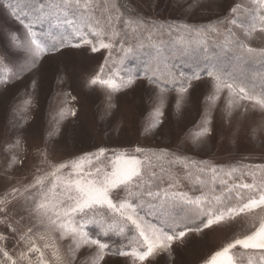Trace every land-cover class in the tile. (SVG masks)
<instances>
[{
	"label": "snow or ice",
	"instance_id": "obj_1",
	"mask_svg": "<svg viewBox=\"0 0 264 264\" xmlns=\"http://www.w3.org/2000/svg\"><path fill=\"white\" fill-rule=\"evenodd\" d=\"M165 3L180 10V24L134 17L120 0H9L23 32L10 31L5 38L25 63L10 69L8 55L0 53V73L11 72L0 76V104L13 113L0 123V159L6 165L0 172V264H186L179 251L190 234L233 225L239 231L199 256L197 264H264V164L224 171L185 155L202 151L215 134L216 112L230 130L238 125L234 138L259 140L264 151V0H152L153 14ZM197 15L208 23L189 22ZM54 24H67L71 32L57 40L36 31ZM70 50L98 64L103 59L99 71L79 78V87L89 94L96 85L107 89L106 115L119 112L113 93L135 92L138 82L151 86L145 92L153 117L140 125L141 135L159 134L170 114L182 118L186 107L197 104L191 126L197 131L185 129L183 136L191 147L174 152L157 146L150 153L139 146L98 147L78 149L79 155L64 152L70 158L57 160L53 137L67 117H78L80 97L64 91L55 128L44 127L32 113L40 111L45 62ZM166 51L179 53L190 72L170 65ZM139 56L148 57L143 75L124 71L125 61ZM256 64L259 70L249 71ZM56 76L63 89L67 78L59 69ZM22 78L24 95L18 102L15 95L9 99L12 82ZM34 136L39 143H29ZM30 156L31 178L13 183L11 172L29 165ZM175 165L182 166V175L173 177ZM88 225L96 231H87Z\"/></svg>",
	"mask_w": 264,
	"mask_h": 264
},
{
	"label": "rangeland",
	"instance_id": "obj_2",
	"mask_svg": "<svg viewBox=\"0 0 264 264\" xmlns=\"http://www.w3.org/2000/svg\"><path fill=\"white\" fill-rule=\"evenodd\" d=\"M133 9L142 16H147L149 20L157 19L158 23L176 22L180 24L182 21L177 19L181 17V12L178 8L167 3L162 4L158 13L153 14L152 0H125ZM191 2V0H188ZM201 3H209L211 0H200ZM223 2V0H216ZM186 6V5H185ZM206 11V10H201ZM194 24H207L208 20L201 15H197L191 21ZM16 30L18 33L23 32L22 26L15 20L9 7V0H0V53L8 55L9 68L13 66L16 70L23 67L25 60L22 55L16 54L15 49H11L5 34ZM8 49L12 54H8L5 50ZM107 55V52L104 53ZM102 58H99V64H103ZM99 64L95 59H86L84 54L78 50H70L65 56L58 59L45 62L41 71L44 80L43 92L40 99V111L33 112L32 115L38 123H42L44 127L55 128L57 117V104L63 98L64 91L72 90L74 95L80 97V102L77 105L79 115L76 118L67 117L60 125V134L53 137L58 141L56 159H68L70 156H63L64 152L72 153L84 150L94 152L98 147L106 149H116L118 151H127L139 146L145 149L146 152L157 151V146L166 147L169 151L181 152L186 148L191 147V144H185L183 136L184 130L188 129L195 135L197 129L192 128V124L198 119V105L193 103L186 107L182 118H176L170 114L168 125L160 129L157 135H141L140 125L146 124L152 119L153 113L147 103L145 90H150L146 81L138 82V87L135 92L129 89H124L121 92L113 93V100L119 104V112L112 116L106 115V100L103 95L107 89L104 86L96 85V91L88 93L86 90L79 87V78L85 73L99 71ZM59 69L60 77L67 78V83L63 85V89L58 87V79L56 76ZM11 75V72L0 73V76ZM28 73L24 74L27 77ZM122 75V74H121ZM23 78L21 81H13L10 86V96L19 98L24 95ZM71 85V89H69ZM19 89V91H17ZM226 95V93H225ZM175 93L170 96L171 107L169 112L175 110ZM45 97L52 99L46 100ZM118 98V100H117ZM51 103L52 107L49 108ZM12 109L4 104H0V123H6L12 118ZM217 119L215 121V134L206 138V143L203 144L202 151H187V155L191 160L204 161L211 164L217 169L228 171L231 167L243 168L251 165L264 164V151L260 148V141H251L245 138L243 134L239 138H234L232 131L236 125L234 123L233 130H230L226 124L219 119V112L215 113ZM29 143H39L38 137H33ZM34 152V149H30ZM32 163L31 156L29 157V165L19 168L17 171H12V182L17 180L24 181L31 178L30 168ZM168 168L167 163L163 165ZM6 168L3 160L0 159V172ZM182 166L175 165L171 169L173 177L177 174L182 175ZM238 174V173H237ZM208 179L211 177L209 175ZM0 183H3L0 178ZM187 190V189H183ZM88 225L86 230L91 231ZM207 235L190 234L186 238V246H181L179 254L186 261V264H197L198 257L208 254L210 249H215L217 246H222L225 242V236L231 235L233 231H239V225H233L231 230L222 227L214 226L211 230H205Z\"/></svg>",
	"mask_w": 264,
	"mask_h": 264
},
{
	"label": "trees",
	"instance_id": "obj_3",
	"mask_svg": "<svg viewBox=\"0 0 264 264\" xmlns=\"http://www.w3.org/2000/svg\"><path fill=\"white\" fill-rule=\"evenodd\" d=\"M120 3L125 5V8L128 12V14L137 15L138 13L133 9V7L128 4L125 0H120ZM27 11V9H25ZM139 16H142L138 14ZM143 17V16H142ZM159 24V23H158ZM164 24H174L176 25V22H164ZM36 31L40 32L43 31L45 33H52L53 36L56 37L57 40L60 39L61 36H67L68 33L71 32V28L67 24H54L53 26L49 27L48 25L44 26H37ZM45 42L48 41L47 37L44 38ZM164 55L167 57V62L170 65L176 66L177 70L184 71V72H190V67L186 65L185 63H182L183 58L179 56V53H176L175 55L172 54L171 51H166ZM148 60L147 56H139V57H131L128 60L125 61L124 71L127 72H134V73H140L143 75V70L146 61ZM253 70H259V64L253 65L252 68L249 69V71ZM121 74L123 75L124 72L122 71ZM91 231L94 233L96 231L95 226L90 228Z\"/></svg>",
	"mask_w": 264,
	"mask_h": 264
}]
</instances>
